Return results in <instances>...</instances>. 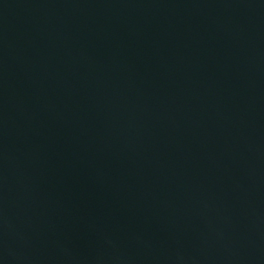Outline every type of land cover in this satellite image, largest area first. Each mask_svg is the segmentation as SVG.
Listing matches in <instances>:
<instances>
[{"label": "water", "instance_id": "95a60500", "mask_svg": "<svg viewBox=\"0 0 264 264\" xmlns=\"http://www.w3.org/2000/svg\"><path fill=\"white\" fill-rule=\"evenodd\" d=\"M0 264H264V0H0Z\"/></svg>", "mask_w": 264, "mask_h": 264}]
</instances>
